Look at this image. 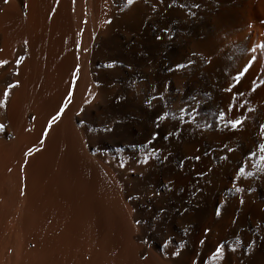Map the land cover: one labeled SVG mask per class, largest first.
Here are the masks:
<instances>
[{
    "label": "bare ground",
    "instance_id": "obj_1",
    "mask_svg": "<svg viewBox=\"0 0 264 264\" xmlns=\"http://www.w3.org/2000/svg\"><path fill=\"white\" fill-rule=\"evenodd\" d=\"M197 2L0 0V264H264V0Z\"/></svg>",
    "mask_w": 264,
    "mask_h": 264
},
{
    "label": "snow or ice",
    "instance_id": "obj_2",
    "mask_svg": "<svg viewBox=\"0 0 264 264\" xmlns=\"http://www.w3.org/2000/svg\"><path fill=\"white\" fill-rule=\"evenodd\" d=\"M4 2L7 3L8 0H4ZM128 3L129 4H132L133 3V0H128ZM177 5L182 10L185 9V8H187V12L184 13L186 16H189V15L190 16H195L197 13L194 12L193 9H196L198 11L199 8H200V3L197 2V0H193V3L190 6L181 3L180 0H171V3H169L166 7L167 8H171V7L177 6ZM155 6H156V0H150V9L149 10L150 11L154 10L155 9ZM160 28H161L160 34L159 35H154L153 39L155 41H157V42H162V39L164 37H168L169 39H171V37L168 36V25L167 24H163V25L160 26ZM216 51H217V49L216 48H213V50L207 54V59L205 61V64L207 66V70L208 71H212L213 62H214V59L216 58V56H215ZM158 54L159 55H164V51L163 50H158ZM191 63H192V60L189 59L188 60V64H191ZM245 63H246V65L247 64H250V62L247 61V60L245 61ZM177 67H180V65H177ZM246 70L247 69L245 68V71ZM238 74H242V73H240L239 70H238ZM237 82H239V81H237ZM9 87H13V85L9 84ZM3 95L4 96H7V92H5ZM69 95H71V94L69 93ZM145 102L146 103H150V101H148V100H146ZM192 102H193L192 103V106L190 108V111L187 113V115L189 117H191V118L194 119V116L197 113V108L195 107V104L198 103L197 98L195 96L192 97ZM61 111H63V109H61ZM178 111L180 113H185V108L184 107H180V108H178ZM220 115L222 117L223 116V113H220ZM58 117H59V113H57V116L56 117H53V120H55ZM155 119H156V121L163 120V119H165V115H157ZM229 123L231 124V126L233 128H235L237 125H239L241 123V121L238 120V119L237 120H230ZM157 126H159V125H157ZM260 127L264 128V125H261ZM2 128H3V125H0V129H2ZM45 131H47V130H45ZM156 135L157 134L155 132L152 133V140H155ZM165 139H167V137H165ZM148 143H151V141H148ZM155 151H159V149H156ZM228 151H231V148H229ZM184 159L185 160L194 159V160L199 161L200 160V156H198V155H192L190 157L189 156H185ZM183 163H184V161H179V160L177 161L178 166L182 165ZM120 166L123 167L124 165L121 164ZM240 171L242 172L243 169H240ZM198 175H202V173H199ZM237 191H239V189H237ZM249 191H251V189H249ZM154 195H159V193H154ZM128 198L131 200L134 197L131 196V195H129ZM241 203H243V201H241ZM164 211H165V209L163 207H160L159 208V212L163 213ZM216 214L219 215V211L218 210H217V213ZM154 218H155V216H153V219ZM208 231H209L208 228H205L204 229L205 234H207ZM197 243L203 244L204 241L203 240H199ZM221 250L222 249H221V246L220 245H217L215 247V249H214L215 253H220ZM233 251H234V249H233ZM173 255H178V253L173 252ZM193 264H194V262H193Z\"/></svg>",
    "mask_w": 264,
    "mask_h": 264
}]
</instances>
